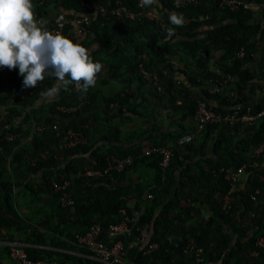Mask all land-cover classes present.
<instances>
[{"label":"trees","instance_id":"trees-1","mask_svg":"<svg viewBox=\"0 0 264 264\" xmlns=\"http://www.w3.org/2000/svg\"><path fill=\"white\" fill-rule=\"evenodd\" d=\"M19 1L17 13L31 21L50 15L42 28L54 22L52 12L86 17L88 23L82 33L73 32L76 24L64 23L61 43L53 46L46 69L27 93L31 47L25 31L0 24L8 83L0 95V228L24 236L4 240L19 241L31 260L93 264L76 236L92 223L118 221L125 209L139 212L134 233L147 237L127 250L124 264H264L255 245L264 236V158L255 157L264 114L249 122L207 123L192 141L177 145L195 129L199 101H210L222 116L237 103L240 114L263 109L264 65L259 74L254 66L264 40V14L261 23L244 6L262 0H240L235 9L220 0H83L88 6L80 0ZM118 6L134 16L117 15ZM144 10L162 22L141 15ZM167 11L186 20L172 19ZM102 69L112 76L111 82L104 80L112 83L106 91L91 86ZM79 77L82 86L76 89ZM68 130L79 132L84 142L62 145ZM165 145L172 147L165 166L157 151L145 154ZM110 157L131 161L104 173ZM254 159L259 166L244 172L251 185L230 190L224 170ZM64 180L70 182L72 207L60 204L53 184ZM43 194L44 205L30 216L19 211V201L38 202ZM195 215L198 221L185 223ZM33 216L49 233L32 226ZM151 242L157 247L148 251ZM47 243L55 249L35 245ZM188 244L202 248V261L183 251Z\"/></svg>","mask_w":264,"mask_h":264},{"label":"built area","instance_id":"built-area-1","mask_svg":"<svg viewBox=\"0 0 264 264\" xmlns=\"http://www.w3.org/2000/svg\"><path fill=\"white\" fill-rule=\"evenodd\" d=\"M43 1V0H38ZM197 1V0H187ZM23 1H18L11 10L9 20L6 26L16 28H23L26 34V44L31 47V54L25 68V85L24 93L29 91V86L36 83V77L40 75L47 67V61L50 50L53 46L59 45L62 41L63 25L64 23L76 24L74 33H82L85 30V25L88 23L86 17H73L66 18L62 13L55 17V20L50 25L42 28V24H39L40 16H35V20L24 17L22 14L17 13L18 4ZM81 3L88 6L89 4L80 0ZM142 3V0H140ZM220 5H227L231 9H235L238 5L242 4L240 0H220ZM249 4H244L248 6ZM93 8L104 11V8L97 5H92ZM115 13L119 16L123 14L128 17H133L134 14L129 12L125 7L118 6ZM149 19H156L160 22L161 18L151 10H144L140 13ZM4 43L0 39V51L3 49ZM59 55V52H58ZM238 56L243 55V48L241 47L237 53ZM147 77L153 78L157 81L155 74L146 73ZM82 86V77L77 78L74 81V88L79 89ZM210 92L217 91V87L209 89ZM236 95L234 99H236ZM61 110H73L74 107L66 108L60 106ZM241 104L237 103L233 112L222 116L212 109V107L206 101H199L198 103V118L196 127L193 131L185 133L177 140V145H183L190 142L195 137V132L203 128L207 123H215L219 121H229L230 123L235 121L249 122L264 114V107L257 113H250L249 108L240 114ZM55 128V125H54ZM84 142V138L79 132L68 130L63 136L62 145L74 146L78 143ZM157 151L160 156V164L162 166L167 165L171 155L172 147L159 146L150 147L145 150V154ZM44 155V154H43ZM256 158H264V137L260 140L257 148L255 149ZM130 157L117 158L110 157L107 161V167L104 169V173H109L110 170H120L124 165L130 163ZM259 166L258 159H254L251 162H246L237 168H227L224 170V177L230 182V190L233 189L239 181L241 175L244 174L246 168ZM87 174H101L99 171H88ZM54 187L60 191L59 201L64 207H72L74 199L71 192L68 190L70 182L64 180L61 183H53ZM147 197H151V194L147 193ZM121 218L118 221L111 222L107 226H103L100 223H92L88 229L82 235L76 236V242L84 247L87 251V257L93 260V264H124V257L127 254V250L143 242L145 238V232L134 233V224L139 214L138 211L133 213H127L125 209H121ZM255 245L262 249L264 255V236H260L256 239ZM157 247L156 242H151L148 245V251ZM184 252H191L195 255L196 262L202 261V248L193 244H188L184 249ZM0 264H58L56 261L44 262L41 260H31L25 252L21 243L11 242L8 250V257L5 260L0 261Z\"/></svg>","mask_w":264,"mask_h":264},{"label":"crops","instance_id":"crops-1","mask_svg":"<svg viewBox=\"0 0 264 264\" xmlns=\"http://www.w3.org/2000/svg\"><path fill=\"white\" fill-rule=\"evenodd\" d=\"M18 1L19 0H2L1 5L3 6V10L0 11V24L5 25L8 22L9 16H10V10L15 4H17ZM177 1L181 2V1H184V0H177ZM249 6L254 11L255 19L260 20V22L263 23L262 22V20H263L262 17H263V14H264V0H262V2H252V3L249 4ZM167 13H168V16L170 18H172V19H177L178 18V19L186 20V18H184L177 11H167ZM51 14H52L51 17H53L55 19V16H57V15L54 12H52ZM49 18H50V15L49 16H42L38 23L42 24V23L46 22ZM52 51H53V47L50 50L49 56H50ZM261 52H262V54H261ZM255 56H257L258 58H257V61H256L254 67H255V70H256L257 74H259L261 72V70H260L261 66L264 65V40H262L260 42L258 52L256 53ZM0 63H2V66L5 67L4 66V56H3V54L1 52H0ZM5 74H6V69L4 71V75ZM111 77L112 76L108 75L107 71L102 69L97 74H95L94 77L92 78L91 86L93 85L94 89H100L101 88V90L106 91L109 87L112 86V83H110L111 79H112ZM104 80H110V82L106 83V82H104ZM0 89H2V90H0V95H2V94H4L6 92V90H4V89H7V86L4 89L0 87ZM263 92H262V94H264ZM208 103L212 106V103L210 101ZM140 123H142V121H140ZM30 178H32V179L30 180ZM30 178H28V180L32 181L34 179V176H30ZM35 178H36L35 181H37L38 180L37 177H35ZM261 179L264 181V178H261ZM252 182H253V180L246 178V175L243 174L240 177L239 181L237 182V185H236L235 189L240 188V187L243 188V187L249 186V185H251ZM46 198H47V196H45V194H43L42 195V199L40 201H38V202L23 204L21 201H19V204L21 206H23L22 208H19V211L21 213H23L24 216H30L32 211H35L36 208L44 205V201H45ZM22 199L25 200L24 198H22ZM182 203H184V201H182ZM209 211H210V205H209V203H207L206 205H204L202 207L201 212H202V214L204 216H206V215L209 214ZM35 218H39V215L37 217H35ZM196 220L198 221V217L195 215V216H192V217H189L188 219H186L185 223L192 224V223L196 222ZM29 223H30V221H29ZM31 224L40 233H49L46 228H44L43 226H38L37 225L36 220H34V216H33V221H31ZM10 234L15 239H18V240H21L24 237L23 234H20V233L14 231V230L7 231L6 229L0 228V260H5L7 258V254L5 255L4 252H5L6 246H9L11 241L4 240V237H6L7 235H10ZM31 234H32V230H31ZM28 235H30V234H28ZM145 236L147 237L146 233H145ZM32 237H34V236H32ZM15 242L20 243L19 241H15ZM35 245L38 246V247H44V248H48V249H55V247L49 245L48 243L47 244H35Z\"/></svg>","mask_w":264,"mask_h":264},{"label":"rangeland","instance_id":"rangeland-1","mask_svg":"<svg viewBox=\"0 0 264 264\" xmlns=\"http://www.w3.org/2000/svg\"><path fill=\"white\" fill-rule=\"evenodd\" d=\"M1 2H2V0H0V11L3 10V6L1 5ZM5 26H6V24H5ZM4 71H5V67L2 66V63H0V87L3 88V89L6 86H8L7 76H6V74L4 75ZM0 90H2V89H0ZM4 90L7 91V89H4ZM134 126L138 127L139 125H138V123H135Z\"/></svg>","mask_w":264,"mask_h":264}]
</instances>
